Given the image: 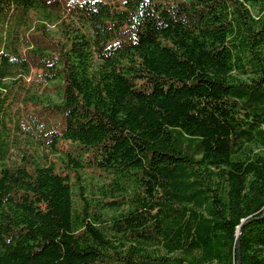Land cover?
<instances>
[{"label": "trees", "instance_id": "trees-1", "mask_svg": "<svg viewBox=\"0 0 264 264\" xmlns=\"http://www.w3.org/2000/svg\"><path fill=\"white\" fill-rule=\"evenodd\" d=\"M0 264H264V0H0Z\"/></svg>", "mask_w": 264, "mask_h": 264}, {"label": "rangeland", "instance_id": "rangeland-1", "mask_svg": "<svg viewBox=\"0 0 264 264\" xmlns=\"http://www.w3.org/2000/svg\"><path fill=\"white\" fill-rule=\"evenodd\" d=\"M33 144H36V145H38L37 143H35V141L33 142Z\"/></svg>", "mask_w": 264, "mask_h": 264}]
</instances>
